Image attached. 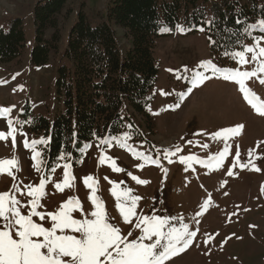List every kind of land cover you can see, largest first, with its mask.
<instances>
[{
    "label": "rangeland",
    "instance_id": "obj_1",
    "mask_svg": "<svg viewBox=\"0 0 264 264\" xmlns=\"http://www.w3.org/2000/svg\"><path fill=\"white\" fill-rule=\"evenodd\" d=\"M242 1L247 3L248 0ZM35 2L36 0H0V25L7 18L23 15L28 24V38L33 39L30 28ZM107 2L108 0H69L74 12L65 20V33L82 3L85 4L86 13L96 19L106 8ZM179 26L190 29L182 21ZM259 38V46L264 47V36ZM31 42L30 40L29 43ZM243 46H255V39ZM224 53L212 52L205 30L190 29L181 33L176 27L165 32L157 40L154 51L159 74L148 107L150 129L143 122L141 136L137 132L133 134L129 129L117 136L120 138L125 133L129 134V148H121L117 140H112L110 145L100 146L99 139L89 144L84 158L76 165L63 162L54 172L47 173L44 164L40 171L33 167V151L25 148L23 143L25 139L31 142L43 137L30 134L23 126L18 129L20 134L16 136L15 147L11 138L0 140V158L15 155L19 161V171L10 169L16 177L15 181L6 173L0 174V193L10 192L15 183L20 189V192L15 193L16 198L22 206L30 208L29 201L32 198L26 194L30 190L27 186H38L42 179H46L50 181L45 187L47 195L41 200L43 207L37 210L54 214L69 197H76L81 202L83 213L77 210L72 215L76 219H83L96 210L89 200L91 189L83 182L84 177L92 175L99 181L97 195L102 198L105 211L112 218L111 222L121 229L123 236H128L131 231L133 235L128 239L132 240L140 235V231L134 227L135 218H132V224L124 223L117 210L116 200L110 193V181L123 182L121 190L127 186L133 190L134 195L141 197L136 209L138 215L177 217L170 220L172 225L180 227L182 223H186L190 231H196L192 245L166 264H264V192L261 191V186L264 185V159L255 161V166L260 171L232 167L237 146L241 164L247 161L249 149H254V155L264 156V117L247 104L238 84L213 76L211 72L199 67L201 61L211 60L218 67L251 70L256 62L240 66L232 59L229 61L230 58ZM247 58L251 60V54ZM58 62V59H53L44 69L31 71L28 67L27 50L19 62L0 63V81L5 82L0 83V107L15 106L10 117L19 120H22L21 110L27 101L35 113L46 114L53 110L54 76ZM185 67L189 69L188 75L192 70L205 71L212 78L188 93L189 82L177 79L178 73L182 76L186 74L183 72ZM261 78H264V74H261ZM246 86L264 100V84L258 78L247 80ZM161 90L171 94L161 95ZM177 93H186L182 101ZM177 103L179 107H169ZM236 125H243V129L238 136L228 141L231 151L223 166L209 167L210 157L224 148V141L213 139L212 134ZM0 132H8L7 118L0 117ZM257 142H261L259 147ZM205 144L208 145L207 148L203 147ZM175 145L180 146L182 151L172 157L173 162L169 163L163 157V150L173 149ZM42 146L37 145L35 150L43 155ZM130 149L142 151L153 159L159 158L162 167L167 169V175H164L161 167L155 165H146L141 170L137 165L143 163V160L135 158ZM102 152L113 158L116 166L124 171H113L112 160L101 165L98 161ZM189 155L204 160L205 164L193 162L192 168L185 170L179 157ZM65 164L71 165L70 172L75 180L71 186L63 187L60 191L55 188V184L59 182L63 186ZM229 168H232L233 175L227 174ZM127 173L150 183L138 184ZM208 199L211 201L210 205L202 215L197 216L201 212V205ZM27 210L21 207L22 214H27ZM33 219L42 223L45 228L51 227L50 217L46 216L44 222L35 217ZM209 237L212 239L206 244L205 240ZM145 243L150 241L146 240Z\"/></svg>",
    "mask_w": 264,
    "mask_h": 264
},
{
    "label": "trees",
    "instance_id": "obj_2",
    "mask_svg": "<svg viewBox=\"0 0 264 264\" xmlns=\"http://www.w3.org/2000/svg\"><path fill=\"white\" fill-rule=\"evenodd\" d=\"M73 12L69 0H36L33 39L23 15L0 25L1 64L21 61L27 50L31 71L59 61L55 108L35 113L27 101L21 110L22 121H31L24 128L48 141L42 146L47 173L63 162L79 163L85 145L127 129L141 136L143 122L151 128L148 107L159 74L154 51L165 33L161 27L174 30L182 21L192 30L203 28L218 54L264 36L259 28L244 31L264 20V0H108L96 19L82 3L65 33V20Z\"/></svg>",
    "mask_w": 264,
    "mask_h": 264
},
{
    "label": "snow or ice",
    "instance_id": "obj_3",
    "mask_svg": "<svg viewBox=\"0 0 264 264\" xmlns=\"http://www.w3.org/2000/svg\"><path fill=\"white\" fill-rule=\"evenodd\" d=\"M237 23H241V21L237 20ZM251 28H259L264 31V20L245 27L244 31L249 32ZM160 30L162 32L170 31L166 26L161 27ZM177 30L184 33L190 29L178 25ZM199 30L204 31L203 28ZM254 39L255 46H243L240 51L228 52L226 50L224 53L240 66L256 62L255 67L251 70H241L240 67L235 69L218 67L211 60L201 61L199 67L211 72L213 76L238 84L247 104L258 115L264 117V100L246 86V81L253 77L258 78L259 82L264 84V78H261V74H264V47L259 46L261 38L256 37ZM213 43L215 42L213 41ZM248 54H251V60L247 58ZM205 71L192 70L188 75L189 69L185 67L183 72L186 74L182 76L178 73L177 79H185L189 82L188 93H190L193 88L212 78V76L206 75ZM0 83L5 82L0 81ZM160 94L170 95L171 93H165L161 90ZM185 95L186 93H177L180 101L184 99ZM14 107H0V117L7 118L8 126L7 133L0 132V140L11 138L13 147L16 145V136L20 134L18 129H21L25 123H31V121L12 119L10 114ZM169 107H179V103ZM128 127L132 126L129 125ZM242 129L243 125H236L212 134L213 139L224 141V148L210 157L209 167L213 165L217 168L223 166L231 151V145L228 141L232 137L238 136ZM130 139L131 137L127 133L120 138L115 136L111 138L104 137L99 140V145H110L112 140H117L121 148H129L128 140ZM23 143L25 148L33 151V167L40 171L43 158L41 152L35 149L37 145H47L48 141L41 138L29 142L25 139ZM189 143H192V141H189ZM260 143L257 142V147ZM88 147L90 145H85V149ZM203 147L207 148L208 145L205 144ZM173 149L166 148L163 150V157L169 163L173 162L172 157L177 156L182 151L178 145L173 146ZM81 151H84V149ZM130 151H132L135 158L143 160V163L137 165L141 170L146 165H155L161 167L164 175H167V169L162 167L159 158L153 159L151 155L134 149H130ZM159 154V150H157V156ZM64 158V156H60V159ZM258 159H264V156L254 155V149H249L247 161L241 164L239 146H237L232 167L239 166L250 171H260L255 166V161ZM109 160H112L113 171H124L116 166L113 158L105 156L103 152L98 162L103 165ZM179 162L185 165V170L192 168L193 162L205 164L204 160H200L194 155L180 156ZM63 167V186L59 182L55 184V188L60 191L63 190V187L71 186L75 180L70 172L71 165L65 164ZM12 168L19 171V161L15 155L10 158H0V174L6 173L12 176L15 181L16 177L10 170ZM52 171L54 172L55 168ZM127 174L138 184L150 183V181L142 180L131 173ZM227 174L233 175L232 168H229ZM49 182L42 179L38 186H27L30 190L26 194L32 198L29 201L30 208L22 206L16 198L15 193L20 192V189L15 183L10 192L0 193V264H166L173 257L186 251L197 235L196 231L189 230L186 223H182L180 227L172 225L170 220H175L177 217L138 215L136 209L141 197L134 195L133 190L127 186L121 190L123 182L110 181L112 184L110 193L116 200V207L123 222L132 224V218H135L134 227L140 231L139 236L129 240L128 237L132 236L133 233L130 231L128 236H123L121 229L111 222L112 218L106 213L102 198L97 195L99 181L92 175L84 177L83 182L87 188L91 189L89 200L96 210L83 219H76L72 213L77 210L83 213L82 205L78 198L69 197L67 202H63L54 214L42 213L37 209L43 207L41 200L47 195L45 187ZM261 191L264 192V185L261 186ZM210 203V199L205 200L201 205V212H198L197 216L202 215ZM21 207L28 209L27 214H22ZM46 216L51 219L50 228H45L42 223H37L33 219L35 217L44 222ZM210 239L212 237L206 239L205 243H209ZM146 240L150 243H145Z\"/></svg>",
    "mask_w": 264,
    "mask_h": 264
}]
</instances>
